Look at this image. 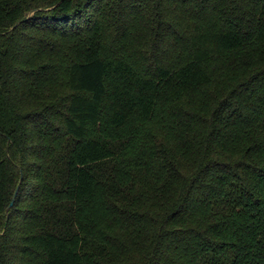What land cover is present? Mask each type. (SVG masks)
Here are the masks:
<instances>
[{
	"label": "trees",
	"instance_id": "16d2710c",
	"mask_svg": "<svg viewBox=\"0 0 264 264\" xmlns=\"http://www.w3.org/2000/svg\"><path fill=\"white\" fill-rule=\"evenodd\" d=\"M0 264H264V0H0Z\"/></svg>",
	"mask_w": 264,
	"mask_h": 264
},
{
	"label": "rangeland",
	"instance_id": "374dc122",
	"mask_svg": "<svg viewBox=\"0 0 264 264\" xmlns=\"http://www.w3.org/2000/svg\"><path fill=\"white\" fill-rule=\"evenodd\" d=\"M141 27H143V28H144V26H143V25H140V26H139V29H140ZM141 41H142V42H141ZM140 42H141V43H140ZM144 42H145V41H143V40H140V41H139V43H140L139 45H142ZM132 148H133V147H132ZM132 148H131V152H133Z\"/></svg>",
	"mask_w": 264,
	"mask_h": 264
},
{
	"label": "water",
	"instance_id": "95a60500",
	"mask_svg": "<svg viewBox=\"0 0 264 264\" xmlns=\"http://www.w3.org/2000/svg\"><path fill=\"white\" fill-rule=\"evenodd\" d=\"M12 205H13V201L10 203V205H9V207H8V209H7V210H9V208H11V207H12Z\"/></svg>",
	"mask_w": 264,
	"mask_h": 264
}]
</instances>
